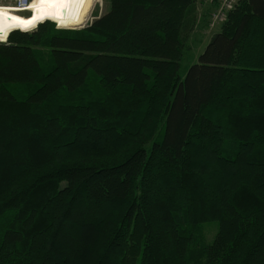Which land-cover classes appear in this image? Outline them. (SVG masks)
<instances>
[{"label":"trees","instance_id":"1","mask_svg":"<svg viewBox=\"0 0 264 264\" xmlns=\"http://www.w3.org/2000/svg\"><path fill=\"white\" fill-rule=\"evenodd\" d=\"M106 1L0 42V264H264V0L184 77L197 0Z\"/></svg>","mask_w":264,"mask_h":264},{"label":"bare ground","instance_id":"2","mask_svg":"<svg viewBox=\"0 0 264 264\" xmlns=\"http://www.w3.org/2000/svg\"><path fill=\"white\" fill-rule=\"evenodd\" d=\"M23 9L0 4V36L4 39L12 29L30 30L39 22L51 19L60 28L82 22L90 0H34ZM29 10L28 15L21 12ZM3 39V40H4Z\"/></svg>","mask_w":264,"mask_h":264},{"label":"rangeland","instance_id":"3","mask_svg":"<svg viewBox=\"0 0 264 264\" xmlns=\"http://www.w3.org/2000/svg\"><path fill=\"white\" fill-rule=\"evenodd\" d=\"M34 0L32 1L33 4ZM1 5H10L9 3H1ZM199 8V6H198ZM108 10V3L106 0H90V3L87 7L86 14L82 20V22L73 25L70 28H60L57 27V25L53 22V20L46 19L45 21L39 22L36 26H34L30 30H26L28 32L34 31L37 29V27L40 24L44 25H54L53 27L59 28V29H72V30H79L84 27H87L91 22H93L96 18H98L100 15L105 13ZM199 12L200 10H196L195 8V13H196V21L191 30L187 32L185 35H183V48H182V57L180 60V65H179V74L181 77H184L188 68L197 62V58L199 54L203 51L205 45L207 44L209 37L211 34L214 32V30H208L206 29V26L201 23V19L199 18ZM22 15H28L29 10H26L24 12H21ZM209 22L208 20L205 21ZM209 24V23H208ZM204 27V28H203ZM219 27V26H218ZM15 30H20V29H12L11 31ZM218 30V28L216 29ZM9 32V33H10ZM8 33V34H9ZM7 38H5L3 41L0 42H5ZM218 228V223L216 221H211V222H205L203 224V232L204 235L207 239L208 242H210Z\"/></svg>","mask_w":264,"mask_h":264},{"label":"built area","instance_id":"4","mask_svg":"<svg viewBox=\"0 0 264 264\" xmlns=\"http://www.w3.org/2000/svg\"><path fill=\"white\" fill-rule=\"evenodd\" d=\"M31 0H0L1 3H9L14 7L23 9L29 5ZM212 7L208 21L209 27L220 25L226 20L229 11L234 9L238 0H202Z\"/></svg>","mask_w":264,"mask_h":264},{"label":"crops","instance_id":"5","mask_svg":"<svg viewBox=\"0 0 264 264\" xmlns=\"http://www.w3.org/2000/svg\"><path fill=\"white\" fill-rule=\"evenodd\" d=\"M198 6H199V8H198ZM195 8H196V10H198V9L200 10L199 18L201 19V23H203L206 26V29H208V30H212L213 29L214 32H216L217 31L216 29L217 28L219 29V27H218L219 25L214 26V27L211 28L208 25L209 22L205 23V21L208 20L210 5H208L207 3H204L202 0H197Z\"/></svg>","mask_w":264,"mask_h":264},{"label":"clouds","instance_id":"6","mask_svg":"<svg viewBox=\"0 0 264 264\" xmlns=\"http://www.w3.org/2000/svg\"><path fill=\"white\" fill-rule=\"evenodd\" d=\"M4 37L3 36H0V41H3Z\"/></svg>","mask_w":264,"mask_h":264},{"label":"water","instance_id":"7","mask_svg":"<svg viewBox=\"0 0 264 264\" xmlns=\"http://www.w3.org/2000/svg\"><path fill=\"white\" fill-rule=\"evenodd\" d=\"M6 38H7V36H6Z\"/></svg>","mask_w":264,"mask_h":264}]
</instances>
